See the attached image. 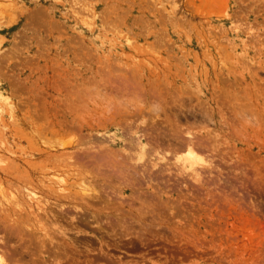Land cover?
<instances>
[{"label": "rangeland", "instance_id": "obj_1", "mask_svg": "<svg viewBox=\"0 0 264 264\" xmlns=\"http://www.w3.org/2000/svg\"><path fill=\"white\" fill-rule=\"evenodd\" d=\"M13 203L9 264H264V0H0Z\"/></svg>", "mask_w": 264, "mask_h": 264}, {"label": "bare ground", "instance_id": "obj_2", "mask_svg": "<svg viewBox=\"0 0 264 264\" xmlns=\"http://www.w3.org/2000/svg\"><path fill=\"white\" fill-rule=\"evenodd\" d=\"M14 1L15 0H9V3L11 4V5H14ZM9 6V5H8ZM157 112V111H156ZM155 113V112H154ZM156 119V118H155ZM153 120V119H152ZM187 129V128H186ZM199 132V131H198ZM189 133V132H188ZM191 134H193L192 132H191ZM191 139V138H190ZM44 141V140H43ZM56 141H54V143H52V144H49L48 145V147H49V150L51 149V151H52V153H54L55 155H58V154H60V153H62V149H63V147H64V149H65V146H66V144L65 143H60V141H57V143H55ZM59 142V143H58ZM63 142V141H62ZM41 143V142H40ZM45 143V142H44ZM69 144V143H68ZM190 144V143H189ZM196 144V143H195ZM45 145V144H44ZM70 146V145H69ZM66 147H68V146H66ZM187 147V146H186ZM60 148H62V149H60ZM184 150H186V159L189 161V162H187V163H191L192 165L193 164H196L197 165V162L198 161H202V158H199L200 156L199 155H197L192 149H191V147H190V145L186 148V149H184ZM183 150V151H184ZM65 152V151H64ZM51 153V154H52ZM74 153V152H73ZM62 156V155H61ZM79 156V155H78ZM81 156V155H80ZM199 156V157H198ZM71 157V156H70ZM70 157H67V158H69L68 160H70L71 158ZM76 157V156H75ZM86 157V156H85ZM57 159V158H56ZM55 159V160H56ZM100 159V158H99ZM103 159V158H102ZM60 160V159H59ZM67 160V161H68ZM72 160V159H71ZM185 161V160H184ZM203 162V161H202ZM207 162V161H206ZM199 163V162H198ZM209 164V163H208ZM208 164H207V166H208ZM188 165H190V164H188ZM143 166V165H142ZM194 166V165H193ZM117 170V169H116ZM142 171V170H141ZM195 172V171H194ZM57 173V172H56ZM55 174V173H54ZM115 174V173H114ZM191 174V173H190ZM60 175V174H59ZM66 175V174H65ZM63 177V176H62ZM62 177H59V176H55V175H53V178H55V179H57L58 181H56V185H57V187L59 188V190L60 191H65L64 190V186H63V184H64V179L62 178ZM81 184V183H80ZM78 187V186H77ZM78 188H80V193L82 194V195H86L87 193H88V190L87 189H85V188H81V187H78ZM76 189V188H75ZM30 192V191H29ZM33 193H34V191H32ZM28 193V192H27ZM31 193V192H30ZM32 194V193H31ZM90 194V193H89ZM96 194V193H95ZM27 195V194H26ZM35 196H37L36 194L35 195H33V196H29V195H27L26 197L30 200V201H33V198L32 197H34L35 198ZM87 196H88V194H87ZM63 198V197H62ZM14 199V198H13ZM12 199V200H13ZM36 199V198H35ZM92 199V198H91ZM64 200V199H63ZM17 201V200H16ZM21 201V200H20ZM19 202V201H18ZM17 202V203H18ZM5 203H6V201H5ZM10 203V202H9ZM15 203V202H14ZM13 203V204H14ZM40 203V202H39ZM71 203V202H70ZM56 204V203H55ZM68 204V203H67ZM72 204V203H71ZM74 204V203H73ZM7 205H8V203H7ZM15 206H13L12 207V209H11V207H9V208H7V210H6V212H3V214L2 215H0V223H1V225H0V228H1V230H3V232H5V230L7 229V228H10V230L9 231H11V233H9L10 235H12L13 236V232L14 231H16V229H20V227L19 226H16V224H17V221L14 219V217H15V209L16 208H18V210H19V206L17 205V204H14ZM63 205V204H62ZM11 206H12V204H11ZM66 206V205H65ZM15 207V208H14ZM37 207V206H36ZM22 208V207H21ZM68 208V207H67ZM75 208H77L76 206H75ZM23 209V208H22ZM4 211V210H3ZM1 213V212H0ZM35 222V221H34ZM15 226H16V229H14L15 228ZM8 230V229H7ZM22 231V230H21ZM7 232V231H6ZM17 232V231H16ZM17 234V233H16ZM15 236V235H14ZM46 236V235H45ZM48 242V241H47ZM7 243L5 242V239H4V237L3 236H1V238H0V264H9V260H10V257L12 256V254L11 255H9L8 256V251H7V245H6ZM10 254V253H9Z\"/></svg>", "mask_w": 264, "mask_h": 264}]
</instances>
